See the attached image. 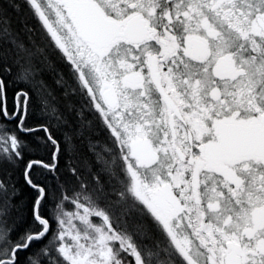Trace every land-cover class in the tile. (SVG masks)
<instances>
[{
  "label": "snow or ice",
  "instance_id": "1",
  "mask_svg": "<svg viewBox=\"0 0 264 264\" xmlns=\"http://www.w3.org/2000/svg\"><path fill=\"white\" fill-rule=\"evenodd\" d=\"M0 264H264V0H0Z\"/></svg>",
  "mask_w": 264,
  "mask_h": 264
}]
</instances>
